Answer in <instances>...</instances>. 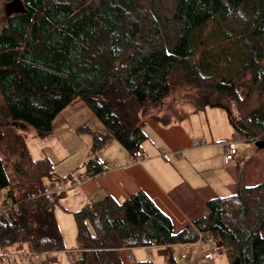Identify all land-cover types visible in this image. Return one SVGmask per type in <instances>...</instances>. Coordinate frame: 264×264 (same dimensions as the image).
<instances>
[{"label": "trees", "instance_id": "trees-1", "mask_svg": "<svg viewBox=\"0 0 264 264\" xmlns=\"http://www.w3.org/2000/svg\"><path fill=\"white\" fill-rule=\"evenodd\" d=\"M19 2L22 11L0 31V190L20 206L15 222L0 218L2 249H65L44 181L56 175L54 164L31 156L19 128L50 136L78 98L106 127L94 151L115 138L140 160L148 119L168 125L207 104L226 108L248 141L264 139V0ZM248 71L252 84L241 98L238 81ZM187 86L201 96L193 111L172 119L149 112ZM105 169L99 157L86 164L93 175ZM237 175L232 194L208 199L207 212L186 223L143 191L85 205L74 213L77 264H125L120 251L151 245L164 248L165 264H177L172 246L196 243L200 233L216 239L230 264H264V180L247 186Z\"/></svg>", "mask_w": 264, "mask_h": 264}, {"label": "rangeland", "instance_id": "rangeland-1", "mask_svg": "<svg viewBox=\"0 0 264 264\" xmlns=\"http://www.w3.org/2000/svg\"><path fill=\"white\" fill-rule=\"evenodd\" d=\"M7 5L8 2L0 0V31L6 24L9 16ZM252 75V71H248L238 81L241 98H244L249 91V87L252 84ZM200 97L199 92L194 87L187 86L167 97L161 105L149 112L158 115L167 113L172 119L175 118L173 114H175L176 110L178 112L193 111L200 103L198 102ZM253 101L254 103L257 102V96H255ZM153 120L155 119L150 118L147 120L144 126L146 133L153 134V130L148 126V122ZM177 124V127H181L185 132H189L192 139L200 140L207 138L210 143L212 142V137L225 135L235 140L238 149L237 158L232 163L235 175L238 172L243 173L244 184L247 186L257 185L264 180V149H258L255 143L248 141L234 127L226 108L207 104L198 110V112L191 114L190 117ZM103 128L102 121L82 98L76 99L56 117L53 123V131L46 138L36 136L35 131L29 125L25 128H19V131L26 135L27 146L31 156L35 160L47 158L54 164L56 175L54 178H45L44 180L47 189L52 191V193L60 189L64 190L63 194H53L51 197L52 201L55 202L54 210L65 244V249L59 252L56 256L57 259L49 260L52 264H68L66 251L78 247V231L74 213L82 208L85 200L84 196L78 194L75 197V195H72V192L78 190L81 181L85 175H88L86 172L88 160L92 157H99L103 161H108L105 162L106 166L111 167L113 164H111L112 160H109V158L113 156H118L119 158L122 153L128 155L125 147L115 138H110L107 144L94 151L95 135L102 132ZM146 141L144 147H148L149 151L154 149L153 143H157V146L166 143L162 137L157 135H149ZM168 147L161 149V152L166 154L165 160L168 161V166H165V170L175 173L180 178H183V173L188 174L187 172H189L197 176L205 185H209L211 182L217 184V191L208 188V190L195 192V202L186 207L188 211L190 210L189 221L207 212L205 203L208 199L217 196V194L218 196H227L236 190V186L235 188L233 186L232 189H227L226 182L223 184V189H221L219 182L215 179V173L210 171V166L219 167L224 158V154H222V150L219 147L208 144L207 146L194 148L200 155L192 157L193 165L187 159L177 163V159L183 157L185 153L183 151H175L173 156L169 153L170 149ZM206 156L212 158V160L207 163L197 162V160H203ZM219 173L220 171L216 170V174ZM174 198L179 200L175 195ZM5 200H7V192L5 189H1L0 203ZM207 248L208 245L203 243L176 245L173 247V255L177 264H210L201 257L202 252ZM28 249L29 247L26 245L23 250ZM5 252L6 250L0 247V256ZM120 252L124 256L125 264H135L145 260H152L155 264H165L166 261L163 251L159 253L155 250H147L145 247L129 248L127 251ZM183 254H185V257H183ZM34 263H42V260L38 261L34 258L23 260L18 255L16 260L3 263L0 257V264ZM214 264H230L226 250L220 251L217 249Z\"/></svg>", "mask_w": 264, "mask_h": 264}, {"label": "crops", "instance_id": "crops-1", "mask_svg": "<svg viewBox=\"0 0 264 264\" xmlns=\"http://www.w3.org/2000/svg\"><path fill=\"white\" fill-rule=\"evenodd\" d=\"M179 122L174 121L165 125L156 120L149 121L148 126L153 130V134L147 132V139L149 135H157L162 137L166 143L160 144V146H157V143H153L154 149L149 151L148 147H144L145 143L149 142L146 141V139V142L144 141L143 143V156L140 160L132 158L129 153L128 155L124 153L120 154L119 158L121 159H119L118 156L109 158V160H112L111 164L113 165L104 173L99 174L96 178L83 179L78 186V190L72 192V195H75V197L78 194L84 196L85 204H83V206H85L108 196L121 203L130 197L131 194L143 191L151 199L159 201L167 212L180 223L188 222L190 220V210L188 211L186 207L188 205L190 206L192 202H195V192L208 190V188L217 191V184L211 182L209 185H205L197 176L189 172H187L188 174L181 173L183 178H180L175 173L168 172L165 170V166H168V161L165 160L166 154H163L161 149L169 146V153L172 155L175 151H183L186 156L184 155L178 158L177 163L187 159L190 164L193 165L192 157L200 155L194 148L207 146L208 144L219 147L222 150V154H224V158L219 167L210 166V171L215 173V179L219 182L221 189H223V184L225 182L227 189H232L233 186L235 188L238 175H235L234 165L232 163L235 162L237 157L227 162L226 144L214 143L216 139L220 138H226L228 140L233 139L225 135L212 137V142L210 143L207 138L200 140L192 139L190 138L191 134L189 132H185L183 128L177 127V123ZM103 129L106 130L105 125ZM203 141H206V143L203 144ZM100 160L103 161L102 159ZM211 160L212 158L206 156L203 160H197V162L207 163ZM216 170H219L220 173L216 174ZM174 195L179 200H176ZM176 245L172 246V252L173 247ZM145 248H147V250L158 251L159 253L164 249L157 245H151Z\"/></svg>", "mask_w": 264, "mask_h": 264}, {"label": "built area", "instance_id": "built-area-1", "mask_svg": "<svg viewBox=\"0 0 264 264\" xmlns=\"http://www.w3.org/2000/svg\"><path fill=\"white\" fill-rule=\"evenodd\" d=\"M206 143V141H203V144ZM215 144H226V161H232L236 158V155L238 154L237 144L234 140H228L226 138H220L216 139L214 141ZM106 170H103L102 173H104ZM100 173V174H102ZM99 174H90L85 175L83 179H90V178H96ZM64 192V190H57L56 192L52 193V191L47 189V195L52 197L54 194H59ZM20 213V206L17 202L13 201L12 199H8L0 203V218H4L7 223H13L17 219L18 215ZM196 243H203L208 245V248L202 252L201 257L208 261L210 264H214L215 262V254L218 249V244L216 239L213 236L204 235L200 233L199 239L196 241ZM63 251V250H62ZM60 251H54V250H46L42 252H37L31 249L28 250H9L6 251L3 255L0 257L2 258L3 263L4 262H11L12 260H16V257L19 255L20 258L23 260H29L31 258H34L35 260H42L43 261H49L51 259H57V255ZM81 249H73L66 251L67 256V262L68 264H77L78 259L81 257ZM183 257H185V254H183Z\"/></svg>", "mask_w": 264, "mask_h": 264}, {"label": "water", "instance_id": "water-1", "mask_svg": "<svg viewBox=\"0 0 264 264\" xmlns=\"http://www.w3.org/2000/svg\"><path fill=\"white\" fill-rule=\"evenodd\" d=\"M22 9H23V4L21 2L17 4V0L9 2L7 5V12L9 15H11L13 12H21ZM255 145L258 149H264V139H257L255 141ZM217 246L219 247V245Z\"/></svg>", "mask_w": 264, "mask_h": 264}]
</instances>
